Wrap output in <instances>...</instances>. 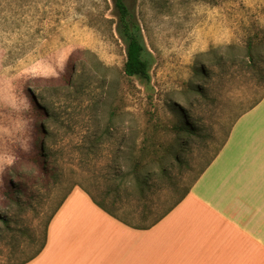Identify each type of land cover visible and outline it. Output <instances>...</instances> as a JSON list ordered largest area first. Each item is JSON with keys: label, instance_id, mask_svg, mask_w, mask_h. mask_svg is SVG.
<instances>
[{"label": "rangeland", "instance_id": "374dc122", "mask_svg": "<svg viewBox=\"0 0 264 264\" xmlns=\"http://www.w3.org/2000/svg\"><path fill=\"white\" fill-rule=\"evenodd\" d=\"M125 1L153 56L150 88L122 71L112 0H0V264L33 256L49 218L69 197L65 209L80 212L70 225H90L98 236L103 226L114 227L108 238L126 245L124 256L149 258L143 232L160 220L146 228L130 224L148 223L173 204L230 121L264 90V0ZM249 45L261 56L254 72L240 63L214 64L218 56L239 61ZM195 64L212 70L213 104L192 112L215 138L205 149L192 146L189 168L173 158L161 165L144 158L150 186L141 194L133 163L144 124L170 125L177 119L172 104L188 107L195 95L186 96L184 84L202 83ZM45 161L56 181L44 177ZM160 167L167 169L162 180ZM86 197L111 219L84 209ZM116 228L124 229L119 237Z\"/></svg>", "mask_w": 264, "mask_h": 264}, {"label": "crops", "instance_id": "0c3cea01", "mask_svg": "<svg viewBox=\"0 0 264 264\" xmlns=\"http://www.w3.org/2000/svg\"><path fill=\"white\" fill-rule=\"evenodd\" d=\"M86 200L84 209L111 219ZM70 201L49 221L41 251L21 264H264V96L234 122L186 196L143 232L149 258L124 256L126 245L108 238L114 227L98 236L90 225H70L80 213L65 209Z\"/></svg>", "mask_w": 264, "mask_h": 264}, {"label": "trees", "instance_id": "16d2710c", "mask_svg": "<svg viewBox=\"0 0 264 264\" xmlns=\"http://www.w3.org/2000/svg\"><path fill=\"white\" fill-rule=\"evenodd\" d=\"M113 3V16H115L116 20L114 22L115 25V32L118 35L119 39L124 44V51H125V60L122 65V71L124 75L128 77H134L145 87L150 88V68L153 63V56L146 47L144 37L142 34V30L140 24L137 20L136 14L133 9H130L126 4L125 0H112ZM264 44V39H263ZM264 48V45H263ZM259 51H255L250 45L247 48L246 53L244 56L236 61L235 59L225 60L222 56H218L214 64L218 66H223L225 62L231 63V65H235L240 63L248 71H255L259 62L261 61V56H258ZM237 62V63H235ZM194 77L197 78L198 82L189 81L185 86V95H195V98L188 104L187 108H180L175 103L172 105L174 106V110L177 111V119L173 121L170 125L159 123L156 120L148 119L144 124V128L142 129V136L140 145L138 147V155L133 163L134 169V179L135 183L139 186V191L144 193V190L149 188V175L148 172L142 173V169L144 171L145 168L142 167L143 159L146 157H151L154 159L157 165L163 164L167 159L173 158L177 163V166L181 168L182 166L188 168L190 167L187 156L191 154V151H194L192 146L194 144L200 145L202 148L209 147L211 142L214 140L215 135L213 134V129L208 126L204 125L201 120L194 116V109L196 108H204L208 109V106L211 107L213 104V99L210 98L211 92L210 89L207 87L208 82L211 78L212 70H206L201 65L195 64L192 67ZM219 76L222 77L221 73H218ZM262 80H264V75H261ZM72 79L67 80L66 84H72ZM263 92L252 102H249L243 109H241L235 117L230 121V124L227 127V130L224 133L223 138L215 146L212 153H210V157L206 160V162L198 169L196 175L194 176L192 182L189 186L182 192L180 197L171 204L166 210L163 211L157 217L152 218L148 223L142 224L140 226L129 224L138 227V228H146L150 227L158 220L163 218L176 204H178L189 192L192 184L198 179V177L202 174L205 168L212 162L215 158L221 147L227 140L229 135L230 129L233 126L234 122L241 116L243 113L254 107L258 102L263 98ZM179 111V113H178ZM46 112L44 111V115ZM47 116V115H46ZM41 134L43 135L44 132L41 130ZM173 136V139L169 141L168 135L170 134ZM180 136H184L180 137ZM159 150L161 151L159 153ZM49 156L48 154L46 157ZM46 170L43 173L46 179L55 178L53 179L56 181L57 172L55 171L54 167L49 165L50 163H46ZM159 177L157 179L162 180V178H166L167 176V169L165 167H160ZM50 180V179H49ZM65 198V197H64ZM63 198V200H64ZM92 198V197H91ZM92 201L101 209L106 210L102 204L97 202L92 198ZM18 207L22 206V201H16ZM56 211V210H55ZM55 211L51 215L50 219L54 215ZM107 211V210H106ZM108 212V211H107ZM111 213V212H109ZM112 214V213H111ZM114 215V214H113ZM48 221V222H49ZM126 222V221H125ZM48 224V223H47ZM46 238V232L44 235V241L40 245V247L36 250L35 254L31 256L29 259L36 256L44 246ZM28 259V260H29ZM26 260V261H28ZM24 261V262H26ZM24 262L16 263L21 264Z\"/></svg>", "mask_w": 264, "mask_h": 264}]
</instances>
